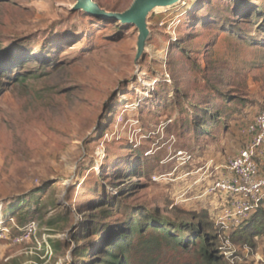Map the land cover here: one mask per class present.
I'll return each instance as SVG.
<instances>
[{
  "label": "rangeland",
  "instance_id": "1",
  "mask_svg": "<svg viewBox=\"0 0 264 264\" xmlns=\"http://www.w3.org/2000/svg\"><path fill=\"white\" fill-rule=\"evenodd\" d=\"M93 1L122 12L134 0ZM74 4L0 0V48L19 56L10 71L23 76L0 77L9 81L0 94V264L87 259L111 231L93 234L91 220L122 225L138 209L187 223L207 209L225 264H264V234L252 244L232 238L246 223L219 227L225 198L203 193L223 170L216 165L243 146L241 127L264 109V0L154 10L138 59L135 26ZM146 165L150 177H139ZM23 199L19 208L35 212L17 226ZM197 258L167 245L159 264Z\"/></svg>",
  "mask_w": 264,
  "mask_h": 264
},
{
  "label": "trees",
  "instance_id": "2",
  "mask_svg": "<svg viewBox=\"0 0 264 264\" xmlns=\"http://www.w3.org/2000/svg\"><path fill=\"white\" fill-rule=\"evenodd\" d=\"M19 64L21 63L18 55L12 54L9 56L3 48H0V77H6L11 82L21 80L23 76L20 74L14 75L10 71ZM8 83L9 81L0 80V94L8 86ZM221 115L220 113L218 116ZM214 116L212 117L213 120L215 119ZM206 125L202 126L204 127L202 128L203 131L206 130ZM152 167L147 165L146 168L138 167L139 170L135 172L140 174L139 177H150ZM139 183L138 181L135 185ZM25 200H19L14 209L17 226L22 225L26 216L32 211L35 212L28 205L19 208ZM141 210L138 209L137 213H132L130 219L122 225L115 223L110 226L109 223H100L99 219H97V222L91 220L90 222H94L90 224V232H93V234L98 233L99 235L103 231H111L101 237L98 246L90 251L87 259H80L81 257L77 256L79 258H75L73 264H159L161 250L167 245L170 248H179V250L186 253L198 254L195 264H225L223 257L218 255L213 247L215 243L213 237L207 233L208 228L213 224L208 221H213V219H210L209 210L201 209L197 213L194 211L188 213L192 218L198 219L197 223H187L177 218L172 221L167 216H161L157 210L151 212L147 210L144 214L140 212ZM243 223H246V225L234 231L232 238L240 239L242 237L249 244H252V237L264 234V206L261 205ZM10 224L12 225V222L7 223L8 226ZM216 227L218 228V226ZM219 227L222 228L221 225ZM214 229L216 230V228ZM91 234L83 236V238ZM183 264L189 263L184 262Z\"/></svg>",
  "mask_w": 264,
  "mask_h": 264
},
{
  "label": "built area",
  "instance_id": "3",
  "mask_svg": "<svg viewBox=\"0 0 264 264\" xmlns=\"http://www.w3.org/2000/svg\"><path fill=\"white\" fill-rule=\"evenodd\" d=\"M247 131L251 139L225 164L227 176L215 179L204 194L224 199L214 220L222 228L238 226L248 219L264 202V168L258 163L264 146V109L258 111Z\"/></svg>",
  "mask_w": 264,
  "mask_h": 264
},
{
  "label": "water",
  "instance_id": "4",
  "mask_svg": "<svg viewBox=\"0 0 264 264\" xmlns=\"http://www.w3.org/2000/svg\"><path fill=\"white\" fill-rule=\"evenodd\" d=\"M180 0H134L122 12H106L93 0H75L74 9L87 14L104 18L108 21H118L124 26H135L138 30L137 59L145 51L149 38L147 18L156 9L175 5Z\"/></svg>",
  "mask_w": 264,
  "mask_h": 264
},
{
  "label": "crops",
  "instance_id": "5",
  "mask_svg": "<svg viewBox=\"0 0 264 264\" xmlns=\"http://www.w3.org/2000/svg\"><path fill=\"white\" fill-rule=\"evenodd\" d=\"M258 113V112H257ZM256 113V114H257ZM255 114V115H256ZM255 115H254V117H255ZM254 117H253V119H252V121L250 122V123H248L247 125L246 124H244L242 127H241V139H242V143H243V146L242 147H240L239 149H236L234 152H232L229 156H228V158H230V157H232L233 155H235V154H237L238 153V151L239 150H241L246 144H248V142L250 141V139H251V133H249L248 131H247V128H248V126L253 122V120H254ZM258 163H259V166H260V168L263 170V166H264V164L262 163V161H264V146L261 148V151H260V153H259V157H258ZM216 168L218 169V168H223V170L222 169H220L221 170V172H220V175L216 178V179H221V178H223V177H225V176H227V172L225 171V165H216ZM213 197H215V195H213ZM224 201V200H223ZM223 201H220V202H217V203H219L218 205L219 206H217L218 208H217V210L220 208V206H221V204L223 203ZM212 202H214V201H212ZM262 206H264V202H263V205ZM216 214V213H215ZM214 214V215H215ZM264 251V250H263ZM262 251V253H264ZM259 259L261 260V257H259Z\"/></svg>",
  "mask_w": 264,
  "mask_h": 264
},
{
  "label": "bare ground",
  "instance_id": "6",
  "mask_svg": "<svg viewBox=\"0 0 264 264\" xmlns=\"http://www.w3.org/2000/svg\"><path fill=\"white\" fill-rule=\"evenodd\" d=\"M179 3V2H178ZM157 10V9H156Z\"/></svg>",
  "mask_w": 264,
  "mask_h": 264
}]
</instances>
